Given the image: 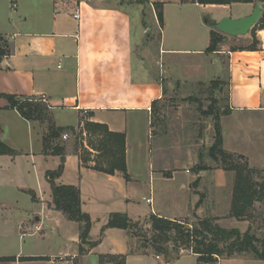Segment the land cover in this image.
<instances>
[{"label": "crops", "instance_id": "0c3cea01", "mask_svg": "<svg viewBox=\"0 0 264 264\" xmlns=\"http://www.w3.org/2000/svg\"><path fill=\"white\" fill-rule=\"evenodd\" d=\"M125 2L139 12L136 19L141 28L136 43L133 18L123 6ZM141 4L147 5L153 24L157 23L155 5H161L163 18L159 46L157 51L150 49L147 59L141 46L144 33L151 29L143 30L145 13ZM254 6H203L181 4L180 0H0V36L10 44L9 54L0 63V94L36 100L45 97L44 104L55 127L73 129L79 136L77 140L71 133H65L67 139L61 137L57 141L64 147V166L56 184L79 190L80 209L91 222L88 242L81 245L80 224L68 220L51 204V189L45 175L57 170L60 157L42 154L45 127L24 120L0 99V144L15 152L0 155V211L19 210L15 205L28 200L32 203L28 211L22 212L25 221L18 226V232L4 244V249L19 251L15 255H0V259H11L6 261L8 264H89L90 260L102 264L122 257L124 264H130L153 255L150 254L153 252L136 253L139 243L127 231L105 229L111 214L132 218V196L141 192L134 187L141 183L149 187V196L141 200L151 199L146 218L154 215L188 222L200 218L206 201L199 203L200 195L207 189L218 194L232 177L220 168L208 170L206 166L191 181L177 183L176 173L184 167L180 166L184 163L181 159L193 168L198 158L185 156L183 150L165 151L154 142V110L182 86L189 87L191 92L200 84L225 81L226 108L219 115L222 148L228 154L245 158L250 169L264 171V29L245 37L251 40L247 48L253 39L257 42L256 50L222 46L216 53H207L210 23L226 17L249 16ZM77 9L79 19L75 20L73 14ZM170 22L177 26L175 35H182L185 40L200 35L203 46L193 50L170 45L165 48L164 33ZM164 53L195 54L202 56L203 61L185 64L181 81L160 69L159 58ZM223 56L224 66L220 60ZM211 61L224 71L225 80L206 76L204 67ZM87 123L103 125L111 133L124 135L128 181L119 172L105 174L92 169L97 153L88 146L92 134L84 128ZM208 131L209 151L213 126ZM181 172L191 175L188 168ZM170 182L176 183L172 192L162 195L168 197L171 193L174 198L169 212H165L160 208L161 189L157 186L164 188ZM54 234L65 238L64 247L47 251L44 237H55ZM36 236L40 238L39 245L28 241L23 248L20 244L25 238ZM186 255L197 264V256L190 253L182 254L180 259ZM157 257L161 256L155 255L160 261ZM217 264H264V261L236 255Z\"/></svg>", "mask_w": 264, "mask_h": 264}, {"label": "trees", "instance_id": "16d2710c", "mask_svg": "<svg viewBox=\"0 0 264 264\" xmlns=\"http://www.w3.org/2000/svg\"><path fill=\"white\" fill-rule=\"evenodd\" d=\"M180 3L203 6L252 4L262 5L264 8V0H180ZM154 9L157 23L162 26L161 5H155ZM224 40L225 36L217 32L214 29V25H212L207 53L212 54L219 51V46ZM253 41L254 43L247 49L256 50L257 42L254 39ZM9 52V42L6 38L0 36V63ZM215 83L211 84L214 85ZM0 99H4L7 102V108L15 110L24 120L36 122L45 127V131L42 133V154L60 157V165L57 170L47 172L45 175L51 189V204L56 211L61 212L68 220L80 224L81 245L87 243L91 222L89 217L82 213L80 209L79 190L76 187H65L56 184V180L61 176L64 166V147L60 146L57 141L65 133H71L77 137V140H79V136L75 134L76 132L73 129L55 127L49 108L39 100L3 94H0ZM187 100H190V98ZM204 114L212 115L214 121L213 144L208 152L209 158L215 163H223L220 160H232L233 158L241 162L234 165L229 163V166L223 170L234 174L229 217L239 222L246 221L253 210L254 204L264 201V171L250 169L245 158L226 153L222 148L219 111H207ZM87 126L97 132V138H99L97 142L93 140L88 142L89 148L97 153L92 169L105 174L119 172L128 181L124 135L111 133L105 126L99 124L87 123L85 128ZM86 132L91 133L88 129ZM0 155H15V152L0 144ZM201 170L205 169L200 168L198 171ZM196 219V223L190 224L188 221H171L150 215L141 223H132L126 215L111 214L108 217L105 229L127 231L131 237L138 240L140 247L144 251L151 250L154 255L163 256L165 263L177 261L182 253H190L197 256V264H217L221 259L247 254H251L255 259L264 261V244H262L261 249L257 248L255 244L258 240L251 235L249 230L244 234H240L237 229H222L215 224V219L213 218ZM143 254H146V252H143ZM120 258L123 264L124 259ZM10 260L0 259V262ZM26 260L32 261L34 259L28 258Z\"/></svg>", "mask_w": 264, "mask_h": 264}, {"label": "rangeland", "instance_id": "374dc122", "mask_svg": "<svg viewBox=\"0 0 264 264\" xmlns=\"http://www.w3.org/2000/svg\"><path fill=\"white\" fill-rule=\"evenodd\" d=\"M123 6L125 7V9L129 10L132 15L133 41L134 43H136L139 40L138 36L141 28L140 25H138L136 19L139 15V12L130 7L129 2H125ZM141 6L143 12L145 13L143 19L145 25H143V30H145L146 28L151 29L147 33H144L145 41L144 44L141 46L142 52L144 54V59H147L149 53L151 52L150 49H152V47L157 51V48L159 46V35L161 26L157 23L153 24L151 15L147 12V5L141 4ZM259 6L261 7L262 15L259 18L257 24L250 30V32L243 37H225V40L219 46V49H221L222 46L230 49L234 47L247 48V46L249 45L248 43H250L251 40L250 38L245 37H247L248 35L250 37L254 34L256 30L264 28V8L262 7V5ZM234 9L236 10L238 8ZM214 24L215 22L210 23L211 26ZM176 28L177 26L174 25V23L172 22L168 24V28H165V35L163 39L166 43L165 48H168L167 46L170 45L176 49L193 50L200 49L201 46H203V38L200 35H197V37H192L191 40L187 38L185 40L184 36L174 34V32L177 31ZM198 29H200V27H198ZM252 43H254V41ZM202 59V56H195V54H193L192 56H171L168 53H164V55H160L159 65L160 69H163L167 75L171 77L173 76L174 78L182 81V78L184 76V65L188 64L189 62H194L196 60H200L202 62ZM220 60L221 64L224 66L226 63L225 57H221ZM204 71H206V76H214V80H217L218 78H223L224 75V71L220 68V66L215 65L214 62L212 63V61L211 63L206 64V68L204 67ZM223 79L225 80V78ZM188 97L190 98V100H183L184 98L188 99ZM226 100L227 88L225 85V81L223 83L217 82L214 85L211 83L200 84L196 86L191 92L189 90V87L182 86L178 90H174L172 94L168 95V98H166L165 101L161 102V104H159V106H157L154 110L153 133L156 136L154 142H156L158 146H161V149H164L165 151L170 148L176 151L183 150L185 152V156L193 155L198 158L197 165L193 166V168L188 163L186 165V162L181 159V162L184 163H182L180 166H184L183 168H188L191 175L187 176L185 173L181 172L183 168L180 169V172L177 171L176 173L178 179L177 183L179 182V180L191 181L193 179L192 176H196L198 170L200 168H206V166L209 167L208 170H215L219 168L223 170L224 168L229 166V163L230 165L241 163L238 162L235 158H233L232 160H220L219 158V160L223 161V163H215L209 158L208 155L210 140V132L208 131V129H210V126H213L214 121L212 115H206L204 113H206L207 111L214 112L217 110L219 111L220 115V110L226 108ZM87 129L94 135H92L90 140L96 142L99 141V138H97L98 133L94 132L92 128H89V126L85 128V130ZM187 150L191 153H189ZM167 163L169 164L170 161H167ZM227 173H229L230 177L232 178L227 179L223 190L216 194V191H211V189H207L203 192L202 195H200L199 203H203L204 200L206 201L204 203V206L202 207V214L200 215L201 217L198 219L213 218L215 219V224H217L222 229H237L240 234H244L247 230H249L251 235H253L258 240L255 245L257 246V248L261 249L262 244H264V201L261 203L254 204L253 210L250 212L249 218L246 221L239 222L229 217L234 174L232 172ZM174 185H176L175 182H170L165 183L164 188L159 186V184L157 186V188L161 189L160 208L165 212H169V206L172 202V199L174 198V195L170 193L168 197L171 198L168 201V197L162 195V193H166L167 191L172 192V187ZM134 189H140L141 192L138 191L137 193H135L134 196H132V218H130L129 220L135 223H141L146 219V216L149 214L150 211L148 204L146 205L145 202H142L141 200L142 197L149 196V187L148 184L141 183L137 187H134ZM230 195L231 198H229ZM157 198H159V195L155 196L156 200ZM29 205L31 206L32 203L28 200V202L26 203H20L15 205V207H17L16 209H19L20 211L15 210V208L13 210L8 209L0 211V255H15L19 251L17 248L4 249V244L8 242V238L12 237L15 233L18 232V226L21 223H24L25 215L22 214V212L28 211ZM35 208L39 210L40 207L35 205ZM196 222L197 219L189 223L194 224ZM54 236L55 237L45 236L44 241L42 240L44 244L43 246L46 247L47 251H57L60 248L64 247L65 241L62 240H64L65 238L61 237V235L56 234H54ZM38 238V236L33 238H25L23 241H21V243L18 241V239H16V243L23 244V248L27 247V245L29 244L28 241H32L33 244L39 245L40 243L37 241ZM143 252L147 253L151 252V250L144 251L139 245L136 249V253ZM246 256L252 257L251 254H247ZM159 259L160 261H157L155 259L154 254L151 256L147 255L146 257L140 260H135L132 263L130 262V264H174V262L165 263V258L163 256L159 257ZM194 262V258L186 255L182 257L180 259V262L177 264H194ZM0 264L8 263L0 262ZM89 264H95V261L90 260ZM102 264H122V260L114 258L109 261L102 262Z\"/></svg>", "mask_w": 264, "mask_h": 264}, {"label": "water", "instance_id": "95a60500", "mask_svg": "<svg viewBox=\"0 0 264 264\" xmlns=\"http://www.w3.org/2000/svg\"><path fill=\"white\" fill-rule=\"evenodd\" d=\"M262 15L261 7L255 5L249 16L239 19L222 18L214 24V29L224 36L241 37L247 35Z\"/></svg>", "mask_w": 264, "mask_h": 264}, {"label": "built area", "instance_id": "2783aa9c", "mask_svg": "<svg viewBox=\"0 0 264 264\" xmlns=\"http://www.w3.org/2000/svg\"><path fill=\"white\" fill-rule=\"evenodd\" d=\"M73 19L75 20H78L79 19V11L78 9L75 11V13L73 14ZM40 102L44 103L45 102V97H42L39 99ZM62 139L63 140H66L67 139V136L66 135H63L62 136ZM142 201H144L146 204L148 205H151V199H146V198H143ZM159 257H157L158 259Z\"/></svg>", "mask_w": 264, "mask_h": 264}]
</instances>
